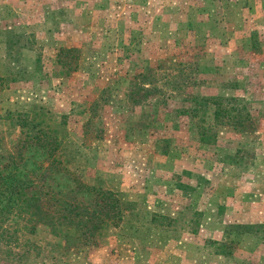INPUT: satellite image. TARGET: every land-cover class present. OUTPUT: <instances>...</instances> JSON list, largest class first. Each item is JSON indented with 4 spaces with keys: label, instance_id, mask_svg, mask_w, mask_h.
<instances>
[{
    "label": "rangeland",
    "instance_id": "rangeland-1",
    "mask_svg": "<svg viewBox=\"0 0 264 264\" xmlns=\"http://www.w3.org/2000/svg\"><path fill=\"white\" fill-rule=\"evenodd\" d=\"M0 77V155L34 110L71 173L32 148L28 184L127 211L93 246L2 215L0 264H264V0H0Z\"/></svg>",
    "mask_w": 264,
    "mask_h": 264
},
{
    "label": "trees",
    "instance_id": "trees-1",
    "mask_svg": "<svg viewBox=\"0 0 264 264\" xmlns=\"http://www.w3.org/2000/svg\"><path fill=\"white\" fill-rule=\"evenodd\" d=\"M77 51L76 48H60L59 62L69 66L71 58ZM195 110L198 113L195 107L192 108L193 112ZM34 114H37L34 110L12 114V119L22 129L21 137L14 145L16 151L8 150L0 155V216L5 214L29 215L28 219L33 222L34 228L37 222L71 224L76 233H71L70 240L75 239L79 243H84L85 246H93L102 229L108 225L119 226L121 224L127 214L125 205L119 193L88 185L77 177L71 179L74 187L70 189V193L85 191L92 198V202L88 205L72 202L70 199H64L63 196L48 198V193L52 191L43 195V192L35 189L37 186L34 182L28 184L21 167L25 151L32 148L39 149L41 154L57 168L55 171H63L64 174L71 173L59 155L62 143H64L63 136L56 127L53 128L50 125L45 127L46 117L37 119ZM44 114L46 115L45 112ZM44 200L47 202L45 203ZM53 207L56 208L53 209Z\"/></svg>",
    "mask_w": 264,
    "mask_h": 264
}]
</instances>
